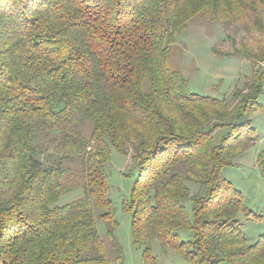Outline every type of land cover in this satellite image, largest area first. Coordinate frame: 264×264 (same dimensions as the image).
I'll use <instances>...</instances> for the list:
<instances>
[{
	"label": "trees",
	"instance_id": "obj_1",
	"mask_svg": "<svg viewBox=\"0 0 264 264\" xmlns=\"http://www.w3.org/2000/svg\"><path fill=\"white\" fill-rule=\"evenodd\" d=\"M199 14L251 37L233 47L253 74L230 99L192 93L170 65ZM259 61L264 0H0V264H112L97 219L115 213L111 153L129 149L124 208L148 264L154 240L186 264H264V212L224 176L258 136ZM257 163L264 180V149Z\"/></svg>",
	"mask_w": 264,
	"mask_h": 264
},
{
	"label": "rangeland",
	"instance_id": "obj_2",
	"mask_svg": "<svg viewBox=\"0 0 264 264\" xmlns=\"http://www.w3.org/2000/svg\"><path fill=\"white\" fill-rule=\"evenodd\" d=\"M251 37L242 26L216 22L209 16L199 14L188 21L187 27L177 33L172 45L170 65L180 70L188 81L189 90L201 96L230 99L237 88H243L253 74L252 61L248 57L236 55L233 47L249 45ZM256 68L264 66L259 61ZM264 107V94L260 98ZM255 125L258 136L247 144L244 151L235 159V164L224 168L227 181L241 191L244 203L254 212H264V180L258 175L257 156L264 149V111L257 115ZM90 126L85 129L89 136ZM132 149L126 155L113 150L106 172L111 184L110 196L115 205V213L109 221L97 219V229L105 244L112 264H148L144 248L133 241L132 213L124 208L134 184L132 170ZM75 179L73 183L77 181ZM197 188H192V194ZM85 196L82 184L64 192L59 205L68 204ZM250 229L245 227L246 233ZM252 232V231H250ZM151 251L156 264H186L181 253L167 247L159 240L151 243ZM150 264V263H149Z\"/></svg>",
	"mask_w": 264,
	"mask_h": 264
}]
</instances>
